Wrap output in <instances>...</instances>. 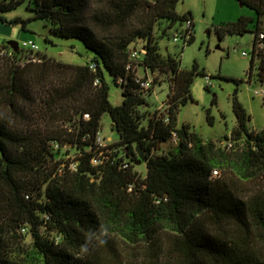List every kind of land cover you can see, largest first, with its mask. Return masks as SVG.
<instances>
[{"label":"trees","instance_id":"obj_1","mask_svg":"<svg viewBox=\"0 0 264 264\" xmlns=\"http://www.w3.org/2000/svg\"><path fill=\"white\" fill-rule=\"evenodd\" d=\"M24 1L0 0V21L25 28L32 18L4 15ZM28 1L33 18L95 54L82 64L46 54L24 65L0 60V264H264V127H249L237 90V123L225 139H205L179 122L195 76L206 75L197 64L182 68L163 44L193 18L177 11L180 0ZM239 1L256 16L225 23L218 34L254 33L248 80L264 84V0ZM136 16L143 24L125 32ZM134 48L144 52L145 70L171 76L169 122L141 110L149 95L127 70ZM108 76L122 87L120 105L110 100ZM41 78L43 128L35 116L42 114L34 83ZM106 112L118 132L116 151L95 166ZM173 131L179 143L164 147ZM143 161L144 174L137 168ZM115 237L133 249L132 258Z\"/></svg>","mask_w":264,"mask_h":264},{"label":"rangeland","instance_id":"obj_2","mask_svg":"<svg viewBox=\"0 0 264 264\" xmlns=\"http://www.w3.org/2000/svg\"><path fill=\"white\" fill-rule=\"evenodd\" d=\"M28 2L26 0L15 9L4 13L9 19L18 16L25 19L32 18L25 24V28L22 27V23L6 24L0 21L1 42L15 40L22 46L23 41L34 40L39 46V50L36 51L29 49L19 51L17 62H25L29 57L43 58V54H46L48 58L55 60L82 64L94 56V51L88 49L79 39L58 36L52 30V24L49 21L33 18L34 12L28 8ZM176 9L180 14L192 15L194 40L185 46L182 43H175L171 38L174 32L169 39L164 40L163 44L168 47L169 53L180 58L182 68L192 69L194 64H197L198 71L206 73V75L198 73L195 76L191 85L192 96L186 104L182 105L179 122L190 124L205 139H225L237 123L233 109V94L237 90L239 100L251 114L249 127L255 131L262 129L264 127V84L255 78L252 81L248 80L254 33L252 31L242 34L227 33L222 39L218 34V27L221 25L233 22L240 16H256V11L239 0H180ZM141 24H143L141 17L136 16L129 24H126L124 31L127 32ZM119 33V29L112 31V34ZM243 51H247L248 56H243ZM155 76V89L147 97L148 104L141 106L142 111H148V116L162 106L167 99L169 85L172 82L169 74L158 71ZM207 76H210L212 85H208ZM108 82L111 102L114 105H120L123 101L122 87L117 85L110 76H108ZM34 83L37 108L42 113L35 116H38L37 121L43 128L44 80L41 78ZM208 115H211L212 122L209 121ZM101 133L105 137H111L112 141H106L107 147L118 140V132L112 127L108 112L102 117ZM169 145V141L163 144L164 147ZM66 157L71 159L72 156ZM137 168L144 174L147 169L146 163L143 161ZM26 236L27 241H31V236L29 234ZM115 240L116 247L125 254L126 258L130 259L134 256L132 248L117 237Z\"/></svg>","mask_w":264,"mask_h":264},{"label":"built area","instance_id":"obj_3","mask_svg":"<svg viewBox=\"0 0 264 264\" xmlns=\"http://www.w3.org/2000/svg\"><path fill=\"white\" fill-rule=\"evenodd\" d=\"M193 34H194V21H193V18H188L184 22L183 26L175 31L174 35L172 36V40L175 43H182L183 46H185L186 44H188V42L190 41ZM260 37L264 38V34H261ZM259 46L263 47V42H260ZM22 49H29L32 51H36V50H39V46L37 45V43L34 40H25V41H23L22 46L19 45L18 50H15L7 42H1L0 41V60L10 58V59L14 60L15 62H17V58H18L17 54ZM242 54H243V56H248L247 51H243ZM144 57H145L144 52H142L138 48H134L131 52L130 60L127 63V70L133 74V78L135 79V81L137 83H139L143 93L146 95H151L155 89L154 82H155V77H156L155 74L156 73H152L151 71L144 69V66L142 64L143 63L142 60L144 59ZM32 61L33 62L40 61V58L39 57L38 58L37 57H29L27 60H25V62L21 61L18 63L24 65V64H26L28 62H32ZM90 68L93 70H96L97 64L92 62L90 64ZM207 82H208V85H212V81L210 79V76H207ZM100 83H101L100 79L96 78L95 84L98 85ZM260 93L262 94L263 92L261 91ZM167 107H168V104L164 101L162 106L155 109L151 114H155V112H156V116H161L164 113L165 122H169L170 118L166 112ZM89 117H90V114L85 113L84 118L88 119ZM106 141H109V140H107V138H105L104 135L100 131L98 133V137H97L99 151L92 157V164L95 166L103 165L105 159L108 158V155L110 153L116 151L115 147H112V146L107 147L108 143ZM179 141H180V137H179L178 132L173 131L171 138L169 140L170 144L177 145L179 143ZM58 146H59V144L56 143L55 147H58ZM77 164H78L77 161L70 160V167L71 168H76ZM128 166H129L128 163H122L121 164L122 168H127ZM217 175H218V171H216V170L213 171V176H217ZM133 186H134V184L130 183L129 184V190H132ZM46 217H48V216H46ZM22 230L25 232L27 230V227L24 226L22 228Z\"/></svg>","mask_w":264,"mask_h":264},{"label":"water","instance_id":"obj_4","mask_svg":"<svg viewBox=\"0 0 264 264\" xmlns=\"http://www.w3.org/2000/svg\"><path fill=\"white\" fill-rule=\"evenodd\" d=\"M8 44H10L15 50H18L19 48V43L15 40H10L7 42Z\"/></svg>","mask_w":264,"mask_h":264},{"label":"crops","instance_id":"obj_5","mask_svg":"<svg viewBox=\"0 0 264 264\" xmlns=\"http://www.w3.org/2000/svg\"><path fill=\"white\" fill-rule=\"evenodd\" d=\"M104 137H105V136H104ZM105 138H107V140H109V141H112V140H111V137H105Z\"/></svg>","mask_w":264,"mask_h":264}]
</instances>
